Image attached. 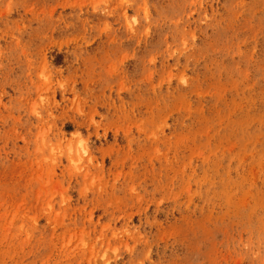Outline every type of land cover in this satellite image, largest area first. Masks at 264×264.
<instances>
[{"label": "rangeland", "instance_id": "1", "mask_svg": "<svg viewBox=\"0 0 264 264\" xmlns=\"http://www.w3.org/2000/svg\"><path fill=\"white\" fill-rule=\"evenodd\" d=\"M0 264H264V0H0Z\"/></svg>", "mask_w": 264, "mask_h": 264}]
</instances>
